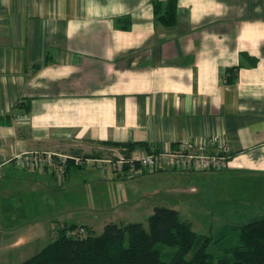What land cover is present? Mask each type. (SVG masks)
Masks as SVG:
<instances>
[{
    "label": "crops",
    "instance_id": "obj_1",
    "mask_svg": "<svg viewBox=\"0 0 264 264\" xmlns=\"http://www.w3.org/2000/svg\"><path fill=\"white\" fill-rule=\"evenodd\" d=\"M213 135L229 166L201 173L264 181V0H176L172 26L156 19L153 0H0V264L59 229L52 188H81V175H94L101 189L106 169L70 162L60 183L15 167L13 154L101 160L122 145L164 150ZM65 196L73 208L91 199ZM84 214L63 227L96 234Z\"/></svg>",
    "mask_w": 264,
    "mask_h": 264
},
{
    "label": "rangeland",
    "instance_id": "obj_2",
    "mask_svg": "<svg viewBox=\"0 0 264 264\" xmlns=\"http://www.w3.org/2000/svg\"><path fill=\"white\" fill-rule=\"evenodd\" d=\"M104 170L107 171L103 168V175H100L103 176L101 189L102 185L90 180L94 175H81L86 181L80 182L81 188L73 189L66 185L63 188H52L56 192L50 191L52 197L49 199L56 203L54 218L57 219L55 224H58L59 229L63 228L64 222H75L79 215L85 213L80 216V220L85 218L91 221L88 224L93 232L100 234L105 221L129 211L135 213L130 221L141 222L147 228V217L155 207H169L178 210L181 219L191 223L193 231L208 239L206 250L213 255L216 263L226 249L237 244V228L240 224L264 216V189L259 187L260 183H252V178H241V175L231 171L205 175L198 171L186 173L139 169L132 176L116 178L113 175L115 177L109 179L104 175ZM192 186L197 189L196 192L190 191ZM260 186H264V181ZM67 191L74 195L90 196L91 199L86 204H75L73 208L65 196ZM52 212L48 211V214ZM73 216V219H69ZM50 222L48 219L45 225L47 230L52 225ZM53 231L58 230L53 228ZM53 231L52 236L46 231L45 237L36 239L32 247L18 250L11 264H20L39 252L55 236ZM175 250L174 246H159L164 260L170 259Z\"/></svg>",
    "mask_w": 264,
    "mask_h": 264
},
{
    "label": "trees",
    "instance_id": "obj_3",
    "mask_svg": "<svg viewBox=\"0 0 264 264\" xmlns=\"http://www.w3.org/2000/svg\"><path fill=\"white\" fill-rule=\"evenodd\" d=\"M161 4L153 0L156 19L172 26L176 0H167L164 7ZM122 146L134 148L133 144ZM75 229L74 225L58 229L51 242L20 264H264V216L240 224L237 244L226 249L216 263L206 250L208 239L169 207H155L147 217V228L137 221H110L98 235L86 227L85 236L67 234ZM162 245L176 248L168 260L159 252Z\"/></svg>",
    "mask_w": 264,
    "mask_h": 264
},
{
    "label": "built area",
    "instance_id": "obj_4",
    "mask_svg": "<svg viewBox=\"0 0 264 264\" xmlns=\"http://www.w3.org/2000/svg\"><path fill=\"white\" fill-rule=\"evenodd\" d=\"M211 149H214L211 151ZM109 155L99 160L96 158L65 154L52 149H30L13 154L11 163L21 169H41L50 172L61 183L70 162L75 165H89L100 161L117 177L132 176L139 169L143 171L180 170V171H220L229 166V154L222 136H209L202 142L182 141L174 148L151 149L142 151L138 148L127 150L108 149ZM67 234L85 236L86 230L77 227ZM56 235V231H53Z\"/></svg>",
    "mask_w": 264,
    "mask_h": 264
}]
</instances>
